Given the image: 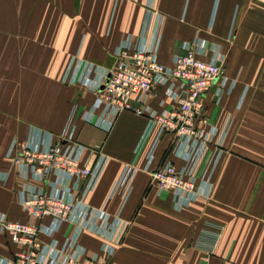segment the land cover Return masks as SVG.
Returning a JSON list of instances; mask_svg holds the SVG:
<instances>
[{
  "label": "crops",
  "instance_id": "obj_1",
  "mask_svg": "<svg viewBox=\"0 0 264 264\" xmlns=\"http://www.w3.org/2000/svg\"><path fill=\"white\" fill-rule=\"evenodd\" d=\"M151 11L149 36L157 34L162 63L171 65L183 42L197 35L221 45L225 73L236 80L219 100L215 89L205 96L201 125L216 127L222 147L210 170L211 195L182 208L151 177L164 157L184 164L169 149L172 136L160 127L148 134L150 120L130 112L104 131L85 120L96 93L64 82L74 56L111 67L117 46L142 35ZM262 74L264 0H0V212L14 221L38 222L24 212L20 190L25 184L48 188V183L22 176L8 149L14 140L27 139L31 127L49 140L71 122L76 141L85 147L82 165L98 159L97 147L107 157L86 202L108 212L111 223L127 224L120 242L83 230L80 242L89 254H102L103 245L110 244L115 250L109 264H264ZM165 90L159 87L151 101L156 109L162 102L174 104ZM127 165L137 169L130 191L112 194ZM74 230L65 221L58 232L41 238L63 242ZM22 249L0 233L2 258Z\"/></svg>",
  "mask_w": 264,
  "mask_h": 264
},
{
  "label": "built area",
  "instance_id": "obj_2",
  "mask_svg": "<svg viewBox=\"0 0 264 264\" xmlns=\"http://www.w3.org/2000/svg\"><path fill=\"white\" fill-rule=\"evenodd\" d=\"M151 11L138 39L128 36L117 46L111 67L74 56L64 75V82L81 83L96 93V99L85 120L110 132L123 112L150 120L148 134L156 127L170 134V150L184 161L178 166L169 157L163 158L152 172V184L174 194L176 208L189 205L199 197H209L213 190L210 170L222 142L214 126L205 128V96L215 89L219 100L235 86L224 70L226 55L220 44L195 36L182 44V53L174 55L166 65L157 54V34L152 28ZM159 87L174 104L162 108L152 106ZM97 110L101 113L97 114ZM75 126L69 122L59 135L46 140L43 130L30 128L27 139L14 140L8 157L24 177L48 183V188L25 184L20 190L22 208L37 223L9 219L0 212V233L23 246L12 258H2L0 264H109L114 246L105 244L102 254H89L80 242L83 230L95 231L110 240L120 242L127 230L121 220L110 222L103 209L86 202L106 160L101 147L93 164H81L85 147L76 141ZM202 171L200 173V170ZM137 169L127 165L115 182L112 194L128 193ZM48 218L49 223L44 222ZM65 221L75 230L63 242L41 236L58 232Z\"/></svg>",
  "mask_w": 264,
  "mask_h": 264
},
{
  "label": "rangeland",
  "instance_id": "obj_3",
  "mask_svg": "<svg viewBox=\"0 0 264 264\" xmlns=\"http://www.w3.org/2000/svg\"><path fill=\"white\" fill-rule=\"evenodd\" d=\"M233 28H234V25H232V28H231V31H232V33L234 32V30H233ZM229 43H230V45L233 43L232 41H229ZM263 76H264V74H262ZM247 90H244V92H246Z\"/></svg>",
  "mask_w": 264,
  "mask_h": 264
},
{
  "label": "bare ground",
  "instance_id": "obj_4",
  "mask_svg": "<svg viewBox=\"0 0 264 264\" xmlns=\"http://www.w3.org/2000/svg\"><path fill=\"white\" fill-rule=\"evenodd\" d=\"M165 158V157H164Z\"/></svg>",
  "mask_w": 264,
  "mask_h": 264
}]
</instances>
